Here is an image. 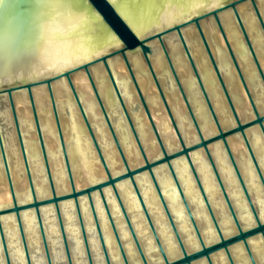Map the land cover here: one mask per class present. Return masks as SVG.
<instances>
[{
  "label": "water",
  "instance_id": "water-1",
  "mask_svg": "<svg viewBox=\"0 0 264 264\" xmlns=\"http://www.w3.org/2000/svg\"><path fill=\"white\" fill-rule=\"evenodd\" d=\"M260 1L261 0H222L224 5L223 7H220L215 3V5L210 8H205L208 6L205 5L202 9H197L191 12V14H185L181 11L179 12V15H177V10L174 7L169 6L166 9H161L159 22L154 21L148 24L144 30H141L132 18L122 12L119 5L116 4L114 0H74L73 3H70L68 6L61 9L53 8L51 5L46 4L45 0H27L26 3L24 0H5V3L0 5V111L5 110L10 114L11 128L13 129L16 137L24 166L28 191L31 198V200L26 203H19L17 200L4 148L5 131H8L9 128H7L0 119V159L11 203L8 207L0 208V245L4 264H12L1 224V217L8 214L14 215L25 264H32L20 218V213L27 210H33L34 212L45 263L53 264L40 212L41 208L46 206H52L54 210L60 240L63 247L65 264H74L60 212V203L65 201H72L74 205L86 262L87 264H94L79 206V199L82 197L86 198L89 206L96 238L104 264H112L94 207L93 194L98 195L122 264H130L123 248V243L118 234L114 218L110 212L104 195V190L108 188L111 190L116 201L141 264H149L116 187V185L122 181H128L132 187L149 228V232L154 240L157 252L162 260L161 264H195L198 261H205L206 264H214L212 257L217 253H223L228 264H235L230 252L231 247L235 245H241L250 264H256L248 242L252 238L260 237L262 243L264 244V221H262L258 215V208L252 200V196L248 192L245 181L241 175L238 159L232 151L229 141L235 136L241 139L247 157L253 166L258 182L264 192V176L254 155L248 137L250 129L255 127L259 130L264 142V112H260L255 103L251 84L246 77L244 66L239 59V55L236 53L237 48L233 47L228 40L226 29L221 21V17L227 13L232 14L236 29L242 38V47L245 49L246 54L251 61L255 75L259 80L264 93V68L261 65L259 53L253 43L252 35L248 32L239 10V6L241 5H250L249 9L254 16L255 22L259 25L260 34L264 40V18L262 17L259 11V6L257 5ZM89 9L95 10L102 23L97 24L88 22ZM66 16H70L73 21L70 25H66L64 23L63 18ZM77 17L80 18L78 22L76 19ZM178 19L180 20L171 26L161 28ZM205 19L214 23L216 31L222 40L225 55L230 68L234 72L239 91L243 93L244 96L242 97L247 102L251 111V118L248 120H244L242 118L238 109V102L226 83L225 71L221 70L218 66L214 48L205 31ZM105 26L107 29L111 30L116 38L119 39V43L109 46V40L111 37H109L105 31ZM187 30H193L197 35L207 63L211 69L214 82L219 88L228 113L233 121L232 126L225 125L224 128L223 125L225 123L222 122V119L215 111L213 102L204 82L205 80L202 77L194 57L192 56L190 47L186 42L184 34ZM171 35H175L178 43L180 44L193 77L194 84L200 93L205 107V112L211 121L215 134L204 136L201 131L192 103L187 96V89L183 81L180 79V76L174 66L173 59L170 55L167 40ZM154 45L159 47L169 75L173 80V86L179 94L185 113L196 134L197 141L190 145L186 144L168 102V88L163 86L159 76L154 70L152 63L155 52L153 47ZM93 47L95 48V53L91 54ZM73 48H75L77 52L75 60L82 58L81 61H85L74 67L59 72L63 67L73 62V60L68 58L72 55ZM110 49H113V51L109 52ZM134 55L135 57L139 56L144 63L147 73L149 74L156 89L158 98L169 122L170 130L168 132H162L152 117L149 104L137 81L132 63L130 61V58ZM117 59L122 61L136 95L137 102L132 106H127L124 103L110 67L111 62ZM97 66L103 67L106 79L112 89L116 103L119 106L120 113L123 116L127 129L136 144L142 161V163L137 166L130 167L128 164L117 134L114 130L113 118L110 117L111 114L109 112V107L106 104L104 97L100 95L96 87L92 69ZM79 72H82L88 81L101 118L120 158L121 165L124 169L120 174L113 175L111 173L102 153V149L96 139L95 129L90 124L88 116L80 101L72 80V76ZM60 80H64L67 84L77 112L79 113L84 131L92 143L95 155L104 175L103 180L79 189L76 188L74 182L72 168L63 138L61 123L52 93V85ZM41 87L46 89L50 100L59 150L69 184V192L65 194H58L55 190L35 108L33 90ZM23 92L27 95L31 109L32 121L50 193L49 197L44 199H38L34 189L14 104V97ZM139 112L142 117L144 115L146 118L149 130L154 137L156 146L160 153V156L157 158L148 157L147 151L141 143L137 132L138 124L135 122L136 114ZM221 128L223 131H221ZM170 134L173 135L178 143L177 149L169 150L166 146L165 137ZM216 142L220 143L225 151L238 187L251 213L254 224L249 228H243V224L237 216V209L230 199L226 191L225 184L218 173L210 151V145ZM196 150L203 151L220 191L227 213L231 218L234 231L229 236H225L223 233L214 208L212 207L203 189L198 174L190 159V154ZM177 158H184L186 161L209 216L212 227L215 231L217 240L211 244L207 245L205 243L200 232V226L197 224V221L193 216L192 208L185 198L177 179L172 165V162ZM158 167H165L170 175L185 214L190 222L193 233L197 239L199 248L195 251H188L179 235L175 220L167 206L165 197L155 176V169ZM141 173H147L149 176L159 204L174 236L180 253L176 259L170 260L168 258L161 244L159 235L153 225L152 219L147 211L146 205L135 180V177ZM237 221H239V223H237ZM241 229H243V231H241Z\"/></svg>",
  "mask_w": 264,
  "mask_h": 264
},
{
  "label": "bare ground",
  "instance_id": "bare-ground-1",
  "mask_svg": "<svg viewBox=\"0 0 264 264\" xmlns=\"http://www.w3.org/2000/svg\"><path fill=\"white\" fill-rule=\"evenodd\" d=\"M214 5L215 3L211 4L210 6L208 5L205 8H210ZM239 10L248 32L252 35L253 43L259 53L261 65L264 68V40L259 32L260 30L257 29L254 16L251 13L249 7L242 8V10L240 8ZM259 11L264 18V0H261ZM180 19L173 21L161 28L171 26ZM221 21L226 29L228 40L233 47L237 48L236 51H239V59L244 66L246 77L251 84L255 103L258 106L259 111L264 112L263 89L255 75L253 66L246 54V51L242 47L243 45L241 44V40L239 37L240 35L236 29L232 14L227 13L222 15ZM205 31L207 36L209 37L210 43L214 48L218 66L221 70L225 71V79L226 83L228 84L229 90L232 92V94H235L237 91L236 88H238V84L236 83L234 72L229 66L228 60L225 55V50L222 48V40L220 39L216 31L214 23L210 22L208 25L206 24ZM254 33L258 35L259 40L258 38H256V36L253 35ZM184 36L186 38L188 46L190 47L192 56L194 57L197 66L202 74V77L205 80L204 82L209 92V96L213 102L216 113L220 116L222 122H224L226 126H232L233 121L231 120L230 114L228 113L219 88L214 82L211 69L207 63L204 51L198 41L196 33L193 30H187ZM167 42L170 48V55L173 59L174 66L180 76V79L183 81L187 89V96L192 103L196 119L203 135L210 136L211 134H215L214 128L207 113L205 112V107L203 105L200 93L194 84L193 77L176 36H169ZM238 43L241 44V47L238 46ZM153 47L155 50L152 60L154 70L159 76L163 86L168 88V102L186 144L190 145L197 141L196 134L185 113L179 94L173 86V80L169 75L165 61L161 56L159 47L157 45H154ZM81 59L82 58L76 59L75 62H72L69 65L63 67L59 72L74 67L85 61H81ZM130 61L132 63L137 81L142 91H144L153 119L162 132H168L170 130L169 122L158 98L156 89L151 81L149 74L147 73L144 63L139 56L131 57ZM110 67L124 103L127 106L134 105L137 102L136 95L122 61L118 59L114 60L111 62ZM250 71H252L253 74L252 78L250 75ZM92 72L96 87L100 95L104 97L106 104L109 107V112L111 114L110 117L113 118L114 130L117 134L118 140L128 164L130 165V167L141 164L142 161L138 149L127 129L123 116L120 113L119 106L116 103L112 89L106 79V74L103 67H94L92 69ZM73 83L83 105V108L88 116L89 122L95 129L96 139L102 149V153L110 168L111 173L113 175L122 173L124 169L121 165L120 158L101 118L99 109L93 98L92 91L86 77L83 74L77 75L73 80ZM52 93L59 115L63 138L65 141L68 158L71 164L76 188H83L103 180L104 175L102 168L95 155L92 143L84 131L79 113L77 112L76 106L73 102L66 82L64 80H60L54 83L52 85ZM33 96L55 190L58 194L68 193L69 184L59 150L58 138L56 135V129L51 112V104L47 91L44 87L36 88L33 90ZM242 96H244L243 93L240 94V99L237 100L238 109L242 118L244 120H248L251 118V111L247 102ZM14 104L36 195L38 199L48 198L50 195L49 188L26 93L23 92L17 94L14 97ZM241 106L244 107V109H240ZM0 119L4 123V125L9 128L8 131H5L4 148L10 174L12 177L14 192L19 203H26L29 202L31 198L28 191V185L24 173V166L20 156L16 137L13 129L11 128V117L9 112L5 110L0 111ZM144 121L145 119L141 116L140 112L137 113L135 122H137L138 124L137 132L139 134L141 143L147 151L148 157L157 158L160 156L159 150L150 130L148 128H145L146 126L144 124ZM170 135L172 137L171 140L165 137L166 146L169 150L177 149L178 143L173 135ZM248 137L254 155L264 176V142L262 136L259 130L254 127L248 132ZM229 142L232 151L238 159L241 175L245 181L248 192L252 196V200L258 208V215L260 219L264 221V192L258 182L253 166L249 161V158L247 157L244 145L241 139L236 136L231 138ZM210 151L213 156L218 173L225 184L226 191L235 208L237 209V216L242 222L243 228L251 227L254 224L251 213L238 187L236 178L228 162L224 149L222 148L220 143L216 142L210 145ZM190 159L198 174L203 189L212 207L214 208L223 233L225 234V236L231 235L234 231V227L231 222V218L227 213L220 191L217 187L212 171L203 151L196 150L192 152L190 154ZM172 165L184 196L192 208L193 216L195 217L197 224L200 226V232L205 243L208 245L215 242L217 240L215 231L212 227L209 216L206 212L205 206L199 195L194 178L188 168L186 161L184 160V158H177L172 162ZM155 176L165 197L167 206L175 220L177 230L184 245L186 246L188 251L197 250L199 248L197 239L193 233L190 222L185 214L182 203L179 199V196L168 171L165 167H158L157 169H155ZM135 180L168 258L170 260L176 259L180 255L179 249L165 218L163 210L159 204L149 176L147 175V173H141L135 177ZM116 187L123 205L125 206V209L128 213L134 231L138 237V240L140 241V244L149 261V264H161L162 260L157 252L154 240L149 232V228L130 183L128 181H122L118 183ZM104 195L107 200L110 212L114 218L118 234L123 243V248L130 264H141V261L134 248L129 232L126 228V225L123 221L111 190L109 188L105 189ZM93 202L111 262L112 264H122L113 235L109 228L106 216L97 194H93ZM10 204V194L5 182L4 172L0 159V208L8 207L10 206ZM79 206L94 264H104L96 238L91 213L85 197L79 199ZM40 212L52 262L53 264H65L63 247L60 240L59 229L53 207H43L41 208ZM60 212L64 224V230L69 242L73 263L87 264L81 241L79 226L77 223V217L72 201H65L60 203ZM20 218L32 264H46L33 210L21 212ZM1 224L5 235L11 263L25 264L14 215L8 214L2 216ZM248 243L256 264H264V244L262 243L260 237L252 238ZM230 252L235 264H250L248 257L241 245H235L231 247ZM212 260L214 264H228L227 259L225 258L223 253L215 254L212 257ZM0 264H4L1 245ZM195 264L206 263L205 261H198Z\"/></svg>",
  "mask_w": 264,
  "mask_h": 264
},
{
  "label": "snow or ice",
  "instance_id": "snow-or-ice-1",
  "mask_svg": "<svg viewBox=\"0 0 264 264\" xmlns=\"http://www.w3.org/2000/svg\"><path fill=\"white\" fill-rule=\"evenodd\" d=\"M26 3L27 0H24ZM74 0H45L46 4L51 5L53 8L61 9L73 3ZM116 4L119 5L120 10L132 18L137 26L144 30L145 27L152 22H159L161 9H166L169 6L174 7L177 10V15L179 12L183 11L185 14H191V12L202 9L205 5H211L212 3L218 4L223 7L222 0H114ZM5 0H0V5H3ZM66 25H70L73 21L70 16L63 18ZM77 22L80 20L79 17L76 18ZM88 22L89 23H102L100 17L96 14L94 9H89L88 12ZM105 31L108 36L111 37L109 40V46L115 43H119V39L114 36L110 29L105 26ZM95 53V48L91 54ZM77 52L76 49H72V55L68 58L75 62V56ZM221 131L223 129L221 128ZM239 223V221H237ZM243 231V229H241Z\"/></svg>",
  "mask_w": 264,
  "mask_h": 264
},
{
  "label": "rangeland",
  "instance_id": "rangeland-1",
  "mask_svg": "<svg viewBox=\"0 0 264 264\" xmlns=\"http://www.w3.org/2000/svg\"><path fill=\"white\" fill-rule=\"evenodd\" d=\"M263 3V2H262ZM257 5L258 6H260L261 5V1L260 2H258L257 3ZM245 7H250V5L249 4H245V5H241V6H239V9L241 8V10H242V8H245ZM210 22H209V20L208 19H205V24H209ZM256 25H257V29H259V25H258V23L256 22ZM260 30V29H259ZM258 30V31H259ZM260 32V31H259ZM239 33V32H238ZM219 35V34H218ZM239 35H240V33H239ZM254 36H256V38H258V40H259V37H258V35L257 34H253ZM220 37V36H219ZM240 37V40L242 41V38H241V36H239ZM218 40V39H217ZM257 40V41H258ZM218 42V41H217ZM240 43H238V46L239 47H241V44L239 45ZM258 45H259V43H258ZM169 47V46H168ZM222 47V46H221ZM220 48V47H219ZM223 49H224V46L222 47ZM169 50H170V48H169ZM111 51H113V49H110L109 50V52H111ZM239 52V51H238ZM238 52H236V53H238ZM132 57H135V55L134 56H132ZM264 58V57H263ZM225 61V60H224ZM119 66V65H118ZM164 71V70H163ZM164 73V72H163ZM77 75H82V72L80 73H77V74H75V75H73L72 76V80H74L75 79V77L77 76ZM250 75H251V78L253 77V74H252V71H250ZM212 83V82H211ZM236 90L238 91V93H237V91H236V93L234 94L236 97V100H238V99H240L239 98V96H240V94H241V91H239V88H236ZM144 92V91H143ZM110 101V100H109ZM240 102V101H239ZM244 109V107H240V109ZM143 118L145 119V121H144V124H145V128H148L149 129V125H148V122H147V120H146V118L144 117V115H143ZM225 125V124H224ZM223 125V127L225 128V126ZM166 138H168L169 140H171V135H168Z\"/></svg>",
  "mask_w": 264,
  "mask_h": 264
}]
</instances>
